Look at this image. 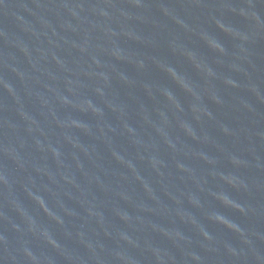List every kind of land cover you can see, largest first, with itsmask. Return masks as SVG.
I'll use <instances>...</instances> for the list:
<instances>
[{"label":"water","instance_id":"water-1","mask_svg":"<svg viewBox=\"0 0 264 264\" xmlns=\"http://www.w3.org/2000/svg\"><path fill=\"white\" fill-rule=\"evenodd\" d=\"M0 264H264V0H0Z\"/></svg>","mask_w":264,"mask_h":264}]
</instances>
